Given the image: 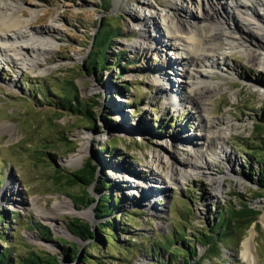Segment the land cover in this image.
<instances>
[{
	"label": "rangeland",
	"instance_id": "374dc122",
	"mask_svg": "<svg viewBox=\"0 0 264 264\" xmlns=\"http://www.w3.org/2000/svg\"><path fill=\"white\" fill-rule=\"evenodd\" d=\"M142 1L122 0L116 7L115 0H21L22 20L27 21L28 29L41 32L51 47L36 56L39 61L34 71L0 57V211L5 215L0 219V234L6 238L0 237V252L9 249L15 258L43 249L57 252L62 264H78L68 261L63 248L76 244L82 258L90 240L74 235L67 221H86L97 232V224L111 217L96 216L97 204L107 192L121 203L112 215L119 243L114 247L99 242L100 249L88 248L87 253L100 257L101 264H158L151 251L154 245L179 232L193 240L195 230L211 226L218 208L227 204L240 207L242 202L258 211L256 221L244 231L224 237L215 256L211 249L197 244L194 259L201 264H249L241 255V241L253 233L256 264H264V190L253 183L259 163L252 157L250 168L246 165V152L252 150L248 146L264 140V124L261 130L255 127L258 117L264 115V70L252 66L242 48L229 49L226 43L234 44L233 39H222L221 46L228 51L223 62L228 65L207 80L216 86L208 105L218 128L228 132L224 147L231 160L221 154L206 156L214 162L211 175L179 177L177 182L151 174L145 166L153 162V155L169 161L166 170L176 167V160L189 159L192 145L174 136L181 133L197 141L200 118L189 103L175 105L176 93L187 89L179 88L180 79L190 80L183 69L193 72L192 67L181 64L187 55L165 44H182L163 37L166 29L160 18L173 17L175 10L168 0H147L158 13L155 16L153 10H145ZM177 2L192 19L203 18L200 0ZM258 12L264 17L261 9ZM143 14L152 17L144 29L154 44L151 49L149 38L143 40L134 22V15ZM102 28L115 34L105 49L107 64L92 72L85 62ZM162 85L171 88L161 92ZM57 92L76 96L85 108L92 107L93 119L56 109ZM44 95L53 106L42 104ZM221 116L229 118L231 127L220 122ZM5 124L15 129L13 135L4 131ZM138 124L144 132L136 129ZM82 145H87L82 160L68 164L67 159ZM90 160L97 167L88 190L95 201L77 207L71 195L80 194L82 188L68 186L63 179L56 184L52 177L57 170L69 174ZM210 176L223 179V192H216L207 180ZM101 178L110 186L100 189ZM139 182L147 185L137 187ZM84 211L89 212L88 217L78 214ZM180 245L177 240L173 246ZM159 254L169 261L168 253L160 250Z\"/></svg>",
	"mask_w": 264,
	"mask_h": 264
},
{
	"label": "bare ground",
	"instance_id": "6f19581e",
	"mask_svg": "<svg viewBox=\"0 0 264 264\" xmlns=\"http://www.w3.org/2000/svg\"><path fill=\"white\" fill-rule=\"evenodd\" d=\"M115 2L116 7L122 4V0H115ZM20 3L21 0H0V57H6L8 60L14 63L18 62L23 67L34 71L33 69L38 66L39 61V57L36 56L48 47L50 48L51 44H49L48 40L43 39L41 32L28 29L27 21H23L20 16L24 15ZM168 3L175 10V13L173 17L166 18L163 16V19L160 18L166 29L163 37L172 40L177 39L182 44H178L175 41L165 44L176 49L177 53L178 51L184 52L187 58L182 59L181 64L183 68L188 65L193 70L190 73L183 69V74H187L188 76L186 77L190 78V80L184 79L185 76H183L178 86L179 88L187 87V89L183 93H176L178 96L177 101L174 96L172 99L175 100V105L185 104L186 102L192 105L194 113L200 118L199 129L196 133V139L198 140L192 141L193 139H189L185 135H181V133L177 134V136H174L175 139L192 145V150L189 153L187 152L189 159L176 160L175 162L178 163L175 164L176 167L172 165L170 170H166V164L169 161L161 159L158 155H153V162L149 164L150 166H145V169L150 168L151 174L159 177L165 176L164 179L177 182L179 177L188 179V177L199 173L211 175L210 171L214 162L206 158V156L221 154L226 160H231L230 152L224 147V138L227 137L228 132L218 128L217 121L209 115L208 102L211 100V94L216 89V86L210 82L208 83L207 80L217 73L218 69L223 71V67L228 65L227 62H223L228 51L221 46L222 39H233L235 41L234 44L230 41L226 43V45H229V49L242 48L245 51L248 62L252 66L261 67L264 70V17L258 12L261 9L264 13V0H200L201 4L198 2V5H201L204 9L203 18L199 21L192 19V16L183 9V4H179L177 0H168ZM142 5L145 10H153V5L150 1L143 0ZM151 12L155 13V16L158 15L154 10ZM133 17L135 25L142 31L143 40L148 41L149 38L150 41V36L144 29L145 26H148V22L150 25L152 17L147 14H143V17L135 15ZM172 33L176 36H172ZM149 44L151 46L149 45L148 48L151 49L154 44L151 41ZM223 79L225 82L228 80L227 77ZM170 86L162 85L161 92H166V90L171 88ZM166 99L168 101L170 98L166 97ZM220 122L231 127V124H229L230 120L226 116H221ZM3 129L11 132L12 135L15 130L11 125L7 124L4 125ZM136 129L144 132V128L140 124H138ZM86 148L87 145L78 147L76 152L66 162L71 165L77 164L82 160ZM230 166L233 168L234 165ZM207 180L214 185L218 194L223 192L221 191L223 186L222 178L215 176ZM144 183L139 182L136 186L140 187ZM155 184L152 183L151 185ZM7 190L8 188L6 187ZM149 190L152 189L148 188V192H151ZM166 191L164 189V192ZM34 202L35 200L31 203L35 204ZM78 214L89 216L87 211ZM261 220L264 222V214ZM253 237L254 234L252 233L241 241V255L249 264L257 263Z\"/></svg>",
	"mask_w": 264,
	"mask_h": 264
},
{
	"label": "trees",
	"instance_id": "16d2710c",
	"mask_svg": "<svg viewBox=\"0 0 264 264\" xmlns=\"http://www.w3.org/2000/svg\"><path fill=\"white\" fill-rule=\"evenodd\" d=\"M112 34L115 33L106 28H102L99 31L96 37L95 46L91 49L90 55L85 62L88 70L98 72L102 66L107 64L105 61V49L110 45ZM55 98L57 99V102H55L54 107L61 110V112L68 111L88 116L93 119L91 115L92 107L85 108V104L78 102L76 96L71 97L68 94L57 92L55 94ZM43 99V105L47 104L53 106L50 104L52 101L51 98L47 95H44ZM262 124H264V115L262 117H258V123L255 125L256 131L261 130ZM258 142L259 144L256 146H248L249 148H252V150L251 152H246L248 158L246 165L250 168L249 166L252 157L257 161V163H259V167L256 169L257 178L254 179L253 183L258 185L259 190H264V140L259 139ZM71 150L72 149H70V151ZM51 157L53 158V156ZM91 162V160L89 162L87 161L84 166L76 171L69 172V174H64L62 173V170H57L56 174L52 177L56 184L60 183L63 179L64 184L68 186H80L82 188L80 194L71 195L74 205H77V207H79L80 204L88 207L95 201V199L90 197L88 193L89 187L96 174V165H93ZM99 184L100 189L110 186L102 178L99 179ZM100 200V203L97 204L96 207V216L100 219L109 216L111 217L105 221H100L97 224V232L93 231L90 224L86 223V221L82 222L77 218H71L67 221V227L74 235L86 241L90 240V245L87 249L85 248V255L82 258H79L76 244L71 243L69 247L63 248L68 261H78V264H101L100 257L96 255L95 257H92L87 253L88 248L92 247L100 249L99 242L102 244L111 243L110 245L114 247L118 245L119 241L116 234L117 226L115 224L116 217H112V215L116 214L117 209L119 208L118 205L121 203L116 195L113 196L111 193L107 192L101 196ZM258 214V211L255 208L250 207L247 203L242 202L240 207L230 206L227 204L224 207L218 208V214L215 217L216 221L214 220L210 227H204L201 230L194 231L192 236L193 240L186 238L188 234L179 232V234L176 233L172 235V237L170 236L166 238L165 243L154 245L151 251L157 255L156 261L158 264H201V261H195L194 259L197 255V244L207 247L208 250L211 249V251L215 253V256L217 255V245L224 237H230L236 230H239L240 232L244 231L251 223L256 221ZM4 216L5 215L0 211L1 220L4 219ZM0 237L6 240V238L1 234ZM177 240H181V245L174 247L173 245ZM160 250L163 253L169 254V261L162 260L161 255L159 254ZM96 253L100 254V252ZM203 259L204 257H202L201 260ZM61 260L62 259L57 252H49L43 249H40L39 251H28L26 254L15 258L12 256V252L9 249H4L0 252V264H62ZM210 264L214 263L211 261Z\"/></svg>",
	"mask_w": 264,
	"mask_h": 264
},
{
	"label": "water",
	"instance_id": "95a60500",
	"mask_svg": "<svg viewBox=\"0 0 264 264\" xmlns=\"http://www.w3.org/2000/svg\"><path fill=\"white\" fill-rule=\"evenodd\" d=\"M96 172H97V167H96ZM95 176H96V174H95ZM95 176H94V179H95Z\"/></svg>",
	"mask_w": 264,
	"mask_h": 264
}]
</instances>
